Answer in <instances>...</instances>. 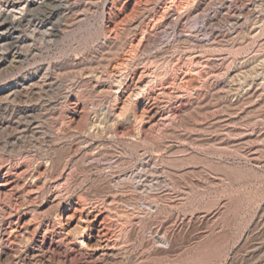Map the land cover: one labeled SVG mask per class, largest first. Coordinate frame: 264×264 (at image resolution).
<instances>
[{"label":"rangeland","instance_id":"374dc122","mask_svg":"<svg viewBox=\"0 0 264 264\" xmlns=\"http://www.w3.org/2000/svg\"><path fill=\"white\" fill-rule=\"evenodd\" d=\"M16 2L0 264H264V0Z\"/></svg>","mask_w":264,"mask_h":264},{"label":"bare ground","instance_id":"6f19581e","mask_svg":"<svg viewBox=\"0 0 264 264\" xmlns=\"http://www.w3.org/2000/svg\"><path fill=\"white\" fill-rule=\"evenodd\" d=\"M13 2V4H12V7H15L16 5H17V2L15 3V1H17V0H0V3H2V2ZM19 1V0H18ZM49 1H54V0H49ZM51 4V3H50ZM34 4H29L28 6H27V11H30L31 10V7L33 6ZM38 5V4H37ZM40 6H46L47 4H45L44 2H42V3H40L39 4ZM39 5H38V7H39ZM49 5V4H48ZM2 6V5H1ZM19 7V6H18ZM47 7V6H46ZM35 8V7H34ZM31 12V11H30ZM0 14H1V12H0ZM26 14V13H25ZM2 18H3V22H2V26L0 27V31L1 32H3V31H8V30H10L11 29V27L12 26H14V23L15 22H13V20H11V17H9L8 16V14H7V12L6 13H2ZM27 15V14H26ZM25 15V16H26ZM1 16V15H0ZM1 18V19H2ZM27 18H29L28 16H27ZM23 22V21H22ZM3 34V33H2ZM30 178V177H29ZM16 181V180H15ZM15 181H12V182H15ZM11 182V183H12ZM15 184V183H14ZM14 188V187H13ZM16 188V187H15ZM18 189V188H17ZM14 190V189H13ZM97 217V216H96ZM73 220V219H72ZM72 220L70 219V220H68V223H67V225H68V228H70L71 226H73L72 225ZM18 228V227H17ZM19 229V228H18ZM73 229V228H72ZM6 230V229H5ZM20 231V230H19ZM18 231L15 229H11L10 231H5V233H3V236H2V240L4 239V237H10V236H15L16 235V233H17ZM73 232L74 233H72V234H74V235H76L77 236V238H78V240H76V241H80L78 244H77V246H76V248L79 250V251H81L82 252V254L83 253H86V254H89V253H91V255H97L98 257H100V258H109V257H113L114 255H115V253H116V249H115V247H116V243H115V241H113V240H111V239H113V238H111V239H109V238H106V236H105V238H102V239H97L96 240V243L95 244H88V243H86L85 242V240H84V238L82 237V230L81 229H79V227L78 226H76V228H74V230H73ZM19 233V232H18ZM66 233V232H65ZM22 234H23V232H22ZM69 234V233H68ZM71 234V235H72ZM99 234V233H98ZM20 235V234H19ZM81 235V236H80ZM17 236V235H16ZM80 236V237H79ZM120 236V235H119ZM94 237V236H93ZM12 238V237H11ZM17 238V237H16ZM99 238H101L100 236H99ZM9 239V238H8ZM118 240H120L119 238H117ZM15 240V239H14ZM94 240V239H93ZM1 241V240H0ZM118 246V245H117ZM117 248V247H116ZM76 250V249H75ZM74 251V250H73ZM124 251V250H123ZM71 252V251H70ZM81 252H80V254H81ZM121 252V251H120ZM121 254V253H120Z\"/></svg>","mask_w":264,"mask_h":264}]
</instances>
